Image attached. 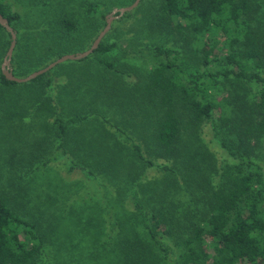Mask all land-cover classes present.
<instances>
[{"label":"trees","instance_id":"16d2710c","mask_svg":"<svg viewBox=\"0 0 264 264\" xmlns=\"http://www.w3.org/2000/svg\"><path fill=\"white\" fill-rule=\"evenodd\" d=\"M6 2L0 0V14L13 28L21 15L7 11ZM144 5L151 16L140 44L135 23ZM86 7L94 13L81 30L88 43L106 24L107 12L97 2ZM258 13L264 15V0H140L113 25L131 20L135 54L152 53L153 64L112 62L118 44L109 41L111 29L86 57L58 63L29 81L6 79L0 66V111L16 88L37 85L44 108L39 115L57 126V151L38 167L67 156L69 173L86 168L94 177L105 176L116 195L111 196L115 208H105L110 222L124 212L137 225L132 228L136 240L117 245L112 225L96 237L88 231L77 232L72 241L61 237L57 225L68 226L47 207L50 199L45 204L41 197L37 207L33 198L25 203L27 194H18L23 189L8 187L14 176L4 174L0 157V264H73L69 251L78 246L87 249L81 262L88 264L92 256L98 264H114L99 253L100 245L115 249L124 264H264V28ZM58 18L55 37L65 42L77 23ZM9 44L10 33L0 25V64ZM33 50L27 41L16 42L10 60L15 76L41 69L63 53L53 57L45 47V64L16 72L17 58L24 66ZM70 68L88 72L72 89L63 71ZM126 74L134 80L124 79ZM100 87L115 101L124 99L129 109L104 108L97 100ZM205 127L222 159L208 148ZM98 128L107 135L95 136L92 150L84 148L85 138ZM141 168L154 169V178L147 180ZM61 179L55 203L66 198L69 182ZM145 246L149 255L137 254Z\"/></svg>","mask_w":264,"mask_h":264},{"label":"rangeland","instance_id":"374dc122","mask_svg":"<svg viewBox=\"0 0 264 264\" xmlns=\"http://www.w3.org/2000/svg\"><path fill=\"white\" fill-rule=\"evenodd\" d=\"M94 2L101 3L100 9L107 12V17L114 9L127 7L131 5L134 0H7L6 10L10 12L16 11L21 15L20 20L12 21L13 30L16 33V42L27 41L28 45L34 49L28 57L30 63L24 64V66H22L23 62L16 57L17 60L14 65L16 72H19L21 67L23 70H28L33 65L45 64L47 61L45 59L47 54L44 50L45 47L48 48L49 53L53 57L58 55L61 51H63L62 55H65L81 53L89 49L97 35L106 25L105 24L98 29L97 33L88 40V43H86L85 33L81 30L90 23L91 17L94 16V13L86 10V6L89 3L93 4ZM142 9L145 13H141L144 15L140 17L138 23H135L137 24V29H139V37L144 32V22L149 23V17L151 16V14H148L150 12L148 6L144 5ZM57 17H59L58 20L61 17H70L77 23V27L72 31H69L72 36L69 35L70 39L65 42H59L56 40L57 37H55V28L59 26L58 21L57 24L55 23L54 25V21ZM118 18L120 17L113 18L110 21L108 31L101 39L103 40L110 30L113 29L112 32L114 31V33L110 34L111 37L109 41H117L118 46L114 49L111 56H109V59L114 63L120 60L124 64L142 68H144L147 63L153 64L155 58H152V53L143 51L140 54H135L133 45L135 44L134 35L136 32L131 26V20H128V22H125L124 24L115 23L113 25ZM259 19L260 25L264 28V15H260ZM51 23L52 25H50ZM257 25L259 26V22ZM118 32H122V36H119ZM114 34L118 35L119 39L115 38ZM66 35L64 36L65 38L67 37ZM17 38L19 40H17ZM143 38L144 37L141 36V41L138 40L140 44L144 42L142 40ZM63 47L69 49L62 50L61 48ZM2 61L3 58L1 64ZM17 61L19 62L18 64ZM10 67L12 66L10 65ZM63 71L68 72L69 74V88L71 89L75 87L76 83L83 82L88 75V72L84 70L80 71V68H70ZM30 73L31 72L27 75ZM27 75L23 77H26ZM127 75L128 74L124 75L123 78L131 81L134 80L133 76L127 77ZM101 84L102 81L100 82V86ZM37 88V85H24L16 88L15 96L7 98L6 110L0 111V157L4 167V174L7 176L12 174L15 178H12L14 182L13 184H8L6 182L8 187L14 188V186H17L23 189V191L18 194L23 198L24 196L22 193L25 192L27 194L25 196V203H28L29 205L31 204L30 198L35 200L36 207L38 206L37 202H40L41 197L45 196L43 200L45 204L48 199H50V203L46 204L47 207L52 211L59 212L60 223L68 226L66 229H62L57 225L58 228L56 233L61 235V237H65L72 241L75 239L76 234H78L77 232L85 234L87 231L90 234H94V237H96L98 234H104L105 230H108L112 225L118 230L117 233L113 234L115 236L116 245L118 243L120 244L122 241H127L132 237H135L136 240L137 236L132 232V228L137 227L135 221L124 216L125 214L123 212L122 215L116 213L115 218L110 222V219L105 213V208L108 206L111 208H115L116 206V201L114 199L111 200L113 194V197L116 198L115 189L112 191L114 187H111V183L105 181V176L96 175L94 177V174H91V171L89 172L86 168L84 171L79 168L78 170L76 169L74 173H69L67 170V156L56 160L54 163L51 162L47 166L38 167L41 164V161L50 158L51 156L53 157L57 151L55 134L57 126L50 125V122L52 123L50 118L47 120L43 115H39L40 108L41 110H44V108L41 107V102L38 101L41 100V95ZM105 90L100 87V93L97 97V100L100 101V104H103L104 108L112 112H118V106L129 109L130 105L123 103L124 99H117L115 101ZM114 102H117V106L114 105ZM81 104H83V107L88 109L91 108L90 104L89 106L85 105V101L81 102ZM105 134L107 135V131L101 128L96 129V131L92 130L85 138L89 144H85L84 148L92 150L91 146L94 145L93 138L95 136L105 137ZM204 135L208 148L216 153L218 159H222V152H220V149L211 140V135L207 127L204 128ZM47 139L48 144H46ZM101 151H104L103 147L101 148ZM261 151L264 155V148H261ZM59 152H62V149L59 150ZM112 156L119 158L117 153H114ZM147 156H149V154H147ZM37 167L39 169H36ZM139 170L145 172L144 176H146L147 180L154 178V169L141 168ZM63 177L69 182L64 185L67 190L65 193L66 198L65 201L61 202L58 200L55 203L52 197L54 194L59 193V188L61 186L60 180L64 181V179H61ZM4 179L3 182H5ZM8 179L11 178H7L6 180ZM3 182L1 187L7 190L8 187ZM109 185H111L110 188L108 187ZM56 188H58L57 191ZM60 206H63L61 210H59ZM121 218L122 220H125V225H120L118 223L119 221L121 223ZM114 221H118L116 225L114 224ZM97 249L99 250V253L103 252V255H109L111 260H114L116 264H124V262H119V258L115 254V249L104 248L102 245ZM82 250L83 248L78 246L75 250L73 249L69 251L74 259L73 264H86L81 261H84L83 257L87 253V249L85 248L84 251ZM142 251L146 254L143 257L149 255V248L147 246L143 249L139 247L137 254L142 253ZM87 260L88 257L86 262ZM88 264L98 263L94 262L93 257L91 256Z\"/></svg>","mask_w":264,"mask_h":264},{"label":"water","instance_id":"95a60500","mask_svg":"<svg viewBox=\"0 0 264 264\" xmlns=\"http://www.w3.org/2000/svg\"><path fill=\"white\" fill-rule=\"evenodd\" d=\"M139 2H140V0H134V2L131 5L127 6V7L114 9L110 13V15H108L106 17V25H105V27L97 35V37L95 38V40L93 41V43H92V45L90 46L89 49H87V50H85V51H83L81 53L62 55L59 58H57L56 60L50 62L45 67L30 73L26 77H17V76H15L12 73V70H11V67H10V60H11L13 49H14V46H15V43H16V33L13 30V28L9 25L8 20L0 14V25H2L10 33V44H9V47H8V49L6 51L5 56L3 57V61H2V64H1V71H2L3 75L6 77V79L11 80V81L26 82V81H29V80L37 77L40 74H43V73L47 72L49 69H51L52 67H54L58 63L64 62V61H66L68 59L77 60V59H81L83 57H86L87 55L92 53L98 47L102 37L104 36V34L109 29L110 21L113 18L120 17L125 12L132 10L133 8H135L138 5Z\"/></svg>","mask_w":264,"mask_h":264}]
</instances>
